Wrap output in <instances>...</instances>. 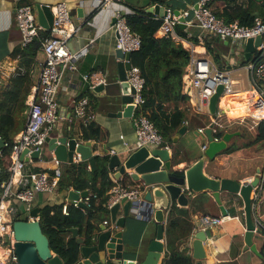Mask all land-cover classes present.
I'll use <instances>...</instances> for the list:
<instances>
[{
  "label": "crops",
  "instance_id": "0c3cea01",
  "mask_svg": "<svg viewBox=\"0 0 264 264\" xmlns=\"http://www.w3.org/2000/svg\"><path fill=\"white\" fill-rule=\"evenodd\" d=\"M121 1L130 9L134 7L147 12L148 7L154 4H159L164 8L169 7L172 10L178 11L186 8L189 9L197 0H162L160 3L153 2L152 0ZM58 2L66 3L72 22L79 27L78 31L68 42L69 49L71 51L84 50L85 53L77 60L75 71L64 70L62 72L55 100L57 104V115L50 135L75 138L79 142L89 141L91 143V154L93 157H103L106 155L110 157L111 154L125 155L134 144V131L131 119L108 115L109 112H116L121 109L118 104L120 88L117 81L116 71V35L111 27L112 8L103 10L94 15L90 0H0V65L7 60H12L15 62L16 67L18 66L17 75L4 80L2 86H7L12 79L23 76L24 82L22 83L21 91L25 89L30 91L31 87L37 84L39 63L43 59L41 50L32 54L27 47L21 46V33L15 18L16 7L21 4H31L34 7L35 4H46L52 8ZM248 6V0H236L235 3L228 6H225L223 0H215L210 3L211 9L216 14L222 13L224 8L231 12L232 10L236 11L237 8H247ZM260 6L262 8L256 9L258 10L256 16L264 18V0H262ZM182 29L185 30L190 39L196 38L199 41L202 40L204 43L209 44L212 49V51H208L209 59L212 60V58H215L214 54H219L218 60H221L218 64L219 69L227 70L226 67L229 65H240L239 62L243 57L242 46L236 47L229 42L226 44L224 42L225 40L204 32L194 25L186 26ZM183 47H185V45H183ZM91 72H98L105 76L106 82L105 84H101L103 85L101 91L94 90L96 86L91 87L87 81L82 79L83 74ZM182 79L183 92L187 93L189 96L188 110L191 113L188 121L186 120L188 122L186 125V132L179 137L176 143L172 141V145L164 143L162 146H159H167L168 154L171 158H174L175 155L180 156V159L175 161L176 164L173 166V170L187 168L201 157L203 154L201 145L206 143V140L202 134L197 132V129L205 127L212 122L205 107L200 113L194 112L196 104H198L195 92L193 88L189 86L187 81L184 82L185 78L182 77ZM235 91L236 92H233V94L238 92L237 96H239L240 92L251 90L237 89ZM26 101L27 97L25 100L26 107L23 112L16 111L17 115H15L17 118H24V115L26 118ZM82 101H85V114L81 117L77 115V108ZM220 108L221 110L224 109L222 106H220ZM260 108V113L264 117V104L262 101H260ZM227 114L229 117L237 118V116L241 114V110H230ZM207 116L209 123L206 121ZM24 121L21 126H19L18 131L13 135V140L22 130ZM90 123H94L100 128L102 138H85L84 127ZM242 134L243 133L240 132L235 135L230 143L234 142L233 139L235 137L243 139L244 137ZM195 138L196 142H193L192 139L194 140ZM43 147V153L39 159L29 160V162L26 163V171H47L49 174H52L55 168V158L52 153L47 150L45 144ZM111 151H113V153H111ZM78 161H81L79 155L74 154L73 162ZM261 161L263 162L262 165L259 164ZM59 163L61 166L63 165L62 162ZM238 164L246 165L247 169L252 167L253 173L251 172L244 177H237L235 168ZM256 168H260L263 174L264 148L256 149V146H250L242 147L232 153H220L212 161L206 162L203 171L205 174L213 178L227 177L236 179L239 182H249L254 176H256ZM126 172L130 173L131 171ZM128 173L116 177L115 171L109 169V177L113 184L115 181V183L123 185H140L139 182L132 181L128 176ZM262 177V194L254 213V218L257 220V230L252 238V242L255 244L258 254L246 249L244 244L243 234L245 231V223L243 216V203L239 196L236 194L230 195L227 192H220L221 204L224 205L227 212H229V208L232 207L235 211V215L227 213L226 216H222L211 193L207 191L205 193L209 196V201H212L215 204L214 209L217 211L215 216H222L223 220L219 225L209 228L210 237H208L203 243L207 252V259L203 261V264H264V175ZM69 190L74 189L69 188L65 190L60 189L58 186L53 193H37L31 202V209L38 208L40 211V209L46 205H56L63 208L70 205L72 206L71 201L74 199L68 198ZM75 192H77V194L81 193V191L78 190H75ZM190 195V197L188 196V204L183 206V208L191 209L192 200L197 194L192 192ZM89 196L90 194L87 193L85 197ZM237 197L239 198L240 203L236 200ZM78 198L83 199L84 197L79 196ZM176 206L181 207L178 205ZM79 207L82 210L85 208L83 205H80ZM121 215L122 208L118 211L117 217ZM201 215L202 213H199L198 211L190 210L189 216L184 217V219L192 225L191 232L200 228L199 218ZM167 219L168 215L166 216L165 224L167 223ZM104 220L110 221L109 212L107 216L102 218V220L95 222L96 228L94 230V235L101 232L100 225L103 224ZM155 228L156 224L152 219L146 222L128 216L125 219V227H116L114 231H122L124 242H129L132 246L131 250H138L140 255L143 256L149 241L154 238ZM190 236L191 235L179 244V250H185L189 255ZM162 243L164 244V250L159 257L157 264H162L165 258L167 251L166 235L164 236ZM52 254L55 253L52 252ZM126 258L133 259L134 255H127ZM192 261L193 264L196 263V261Z\"/></svg>",
  "mask_w": 264,
  "mask_h": 264
},
{
  "label": "built area",
  "instance_id": "2783aa9c",
  "mask_svg": "<svg viewBox=\"0 0 264 264\" xmlns=\"http://www.w3.org/2000/svg\"><path fill=\"white\" fill-rule=\"evenodd\" d=\"M213 0H197L189 9L179 10L175 14L174 10L165 7V14L158 17L161 22L156 31V35L165 36L185 45L189 53V61L183 74L184 82L187 81L195 92L198 104L194 112L200 113L205 107L209 97L215 92L218 85H223L221 98L227 94L236 92L233 88L234 80L229 76L230 71L219 69L214 66L208 58V50L202 40L192 42L177 34V28L184 18V26L194 25L200 30L212 34L222 40H227L233 46L243 47L248 38L261 37V41L251 54L243 68L246 71L249 90H253L260 101L264 104V18L255 16L250 25H242L237 21L226 22L223 17L216 16L210 8ZM92 12L95 14L103 10L113 9L112 17L115 18L111 27L116 35V49L122 53H132L141 46V39L138 34L132 32L126 22L125 15L132 13V9L123 4L121 0H90ZM52 22L48 29L42 28L37 22L35 7L31 4H21L15 9L17 26L21 33V46L26 47L39 38L40 32L46 30L48 35L41 40V52L43 59L39 63V74L37 84L31 87L27 96L26 118L22 130L11 144V163L9 165V178L0 183V264H17V256L14 253V234L12 230V220L17 217H25L31 210V202L37 193H53L58 187L61 177V165L55 159V168L52 174L47 171H26V163L21 160L20 155L27 149V156L30 153L43 147L45 139L50 135L57 115L56 93L64 70L75 71L77 60L84 55V50L71 51L68 42L78 31L69 15V9L64 2L56 3L52 8ZM242 51V50H240ZM18 66L15 62L7 60L0 65V80L9 79L17 75ZM127 82L133 90L131 114V124L134 131V144L131 149L146 147H159L164 144L162 134L154 123L143 113L141 106L144 102L142 89L144 80L140 75L138 67L131 63L126 71ZM82 79L87 81L91 87L105 84V76L98 72H91L82 75ZM185 93V92H184ZM187 94V93H186ZM189 97V96H188ZM189 101V99H188ZM219 104V103H218ZM220 107V105H218ZM85 114V101H82L77 108V115ZM221 108L217 110L215 119H212V134L217 128H222ZM246 117V116H245ZM253 125L262 116H248ZM244 118V117H243ZM184 125H187L185 120ZM200 127L197 132L204 135V129ZM214 140H218L213 136ZM8 143L3 142V146ZM126 145V143H125ZM0 147V156L2 150ZM167 148V146H164ZM206 143L201 145L203 151ZM113 153V151H111ZM79 193V192H78ZM107 198L104 203L109 210L122 198L128 200H138L143 194L141 185H123L115 183L106 192ZM256 197V194L254 195ZM96 198V195H92ZM73 207L83 205L90 206L89 198L84 197L71 201ZM223 220L222 216L203 214L199 218L200 229L219 225ZM103 224L112 229L116 228L109 220H104ZM199 229V228H198Z\"/></svg>",
  "mask_w": 264,
  "mask_h": 264
},
{
  "label": "water",
  "instance_id": "95a60500",
  "mask_svg": "<svg viewBox=\"0 0 264 264\" xmlns=\"http://www.w3.org/2000/svg\"><path fill=\"white\" fill-rule=\"evenodd\" d=\"M37 22L48 29L52 22L51 7L46 4H35ZM147 12L161 17L166 10L159 4L149 6ZM175 14L178 10H174ZM179 28H184V18L180 17ZM115 18L112 17L111 23ZM261 41L260 36L248 38L242 47L243 57L247 61L256 46ZM226 44L227 40L224 41ZM117 81L120 88L119 107L116 112H109L112 117L130 118L133 112V90L127 82L126 71L131 66L130 53H122L120 49L115 50ZM3 83L0 80V86ZM103 85H97L94 90L101 91ZM223 92V85H218L215 92L207 102V112L211 119H215L218 105ZM225 108L222 113H225ZM212 124L204 129L206 147L201 157L192 165L181 170H173L175 161L180 159L179 155L171 158L168 154V147H146L129 149L125 155L111 154L108 160V168L115 171L116 177L125 175L134 182H139L143 188V194L138 200L122 198L109 210L110 222L115 227L124 228L125 219L132 216L137 220L149 221L152 219L156 224L154 238L146 246L143 256L139 251L131 250V244L124 242L122 231H113L105 224L100 225L101 232L91 237L89 244H84V239L78 236L75 227L68 228V232L76 242L80 244V257L76 264H157V261L164 250L162 240L165 236V219L172 206H186L190 194L210 192L222 216L227 215V210L221 204L220 192L236 194L243 203V216L245 223L244 244L246 249L258 254L255 244L252 242L253 235L257 230L254 213L260 201L263 188V174L260 168H256V176L249 182H239L236 179L222 177L213 178L203 171L206 162L212 161L217 155L224 151L231 139L239 134L238 131H225L220 139L214 140L211 130ZM186 132V125L180 126L172 141L177 142L179 137ZM196 142V138L193 140ZM4 140L0 137V147ZM47 150L53 157L62 163H72L74 154L79 155L80 160L88 162L89 169L95 168L94 157L91 154V143L89 141L79 142L75 138L66 136H47L45 139ZM44 147L32 151L30 159L25 156L27 149L20 155L21 160L28 163L29 160H37L43 153ZM176 172H181L177 175ZM264 173V172H263ZM256 194V197L254 196ZM87 191L77 194L75 190H69V199L85 197ZM189 196V197H188ZM122 208V215L117 213ZM14 234V253L17 256V264H63L60 257L52 254L46 235L42 232L39 221V209L33 208L25 217H17L12 220ZM210 227L195 229L190 236V257L196 261L195 264H203L207 259V252L204 241L210 237ZM127 255H134V258H126Z\"/></svg>",
  "mask_w": 264,
  "mask_h": 264
},
{
  "label": "trees",
  "instance_id": "16d2710c",
  "mask_svg": "<svg viewBox=\"0 0 264 264\" xmlns=\"http://www.w3.org/2000/svg\"><path fill=\"white\" fill-rule=\"evenodd\" d=\"M162 2V0H152ZM215 1V0H213ZM225 6L235 3L236 0H223ZM247 8H237L236 11L229 12L226 8L216 16L223 17L226 22L237 21L242 25H250L256 12L262 7V0H248ZM211 8V7H210ZM132 13L126 14L125 19L132 32L139 35L141 46L137 51L132 52L131 63L138 67L140 75L144 80L142 97L143 104L141 110L154 123L162 134L164 143L172 145L173 136L185 120L188 121L191 113L188 110L189 97L183 92V74L189 61V53L180 42L170 37L158 36L156 31L161 20L158 16L144 12L139 8H131ZM177 34L197 42L196 38H189L182 28H177ZM48 35L46 30L40 32L36 38L26 47L32 54L41 48V40ZM207 50L212 51L209 44L205 43ZM28 53V52H25ZM218 60L219 54H214ZM241 66L247 61L240 60ZM23 76L11 80L7 86H0V137L7 146L1 148L0 156V183L9 178V165L11 163V144L13 135L18 131L24 118H17V112L25 109V100L29 90L21 91ZM231 94L229 96H237ZM2 96V97H1ZM250 101V115L262 116L260 113V100L256 93L251 90L247 92ZM16 114V115H15ZM228 115V114H227ZM209 119L207 116V120ZM25 122V121H24ZM225 132L224 128H217L213 136L221 138ZM85 138H102L100 128L90 123L84 127ZM247 141L241 145L231 142L221 153H232L242 147H250L257 143L264 142V119H260L256 125L249 130L248 134H242ZM109 156H94L95 168L90 170L88 162L81 160L72 163H63L61 166V177L58 182L60 189L72 188L78 191H87L90 194V206L82 210L80 207L49 206L42 207L39 211V221L42 232L46 235L49 247L52 252L60 257L63 264H76L80 257V244H78L68 232V228L75 227L79 237L84 239V244H89L96 228L95 222L107 216L108 210L105 208L107 198L106 192L113 185L109 177L107 163ZM181 175V172H176ZM96 195L93 198L92 195ZM209 196L205 192L199 193L192 200L191 209L172 206L168 213L165 226L167 240V251L162 264H193L190 255L185 250H179V244L191 235L192 225L184 217L189 216L190 210L203 214L214 215L210 208H215V204L209 201ZM239 203L240 200L236 199ZM230 215H235L234 208H229ZM264 256V253H263Z\"/></svg>",
  "mask_w": 264,
  "mask_h": 264
},
{
  "label": "rangeland",
  "instance_id": "374dc122",
  "mask_svg": "<svg viewBox=\"0 0 264 264\" xmlns=\"http://www.w3.org/2000/svg\"><path fill=\"white\" fill-rule=\"evenodd\" d=\"M213 57H214V55H213ZM212 60L211 61L215 64V66L218 67L219 66L218 64L220 63L221 60L220 59L217 60L216 58H212ZM226 68H227V70L230 71V77L234 80V83H233L234 90H237V89H242V90L250 89V85H249V82H248L246 71L243 68V66H241V63H240V65L239 64H237V65L236 64L235 65H229ZM221 122H222V125H223L222 128H224L225 131L238 130V131H240L241 133H244V134H248L249 130H251V128H253L255 126V125H253L252 120L248 116H246L244 118H236V117H231V116L229 117L226 114V112L221 117ZM233 141H234L235 144L241 145L243 142L247 141V139L245 137L243 139L235 137L233 139ZM252 146H256V149H261V148H264V142L257 143V144L252 145ZM262 163L263 162L261 161L259 164L262 165ZM252 170H253L252 167H249L247 169L246 165H241V164H238V166H236V168H235V171L237 173V177H239V178L249 175V173H251ZM210 209H211V210H209L210 212H212L214 214L217 213V211L214 208H210Z\"/></svg>",
  "mask_w": 264,
  "mask_h": 264
},
{
  "label": "bare ground",
  "instance_id": "6f19581e",
  "mask_svg": "<svg viewBox=\"0 0 264 264\" xmlns=\"http://www.w3.org/2000/svg\"><path fill=\"white\" fill-rule=\"evenodd\" d=\"M247 92L242 91L239 96H229L233 93L227 94L219 100V105L225 108L226 114L230 110H241V114L237 118L250 116V101L247 98Z\"/></svg>",
  "mask_w": 264,
  "mask_h": 264
},
{
  "label": "flooded vegetation",
  "instance_id": "af4514ba",
  "mask_svg": "<svg viewBox=\"0 0 264 264\" xmlns=\"http://www.w3.org/2000/svg\"><path fill=\"white\" fill-rule=\"evenodd\" d=\"M262 171V170H261ZM263 175H264V173H263Z\"/></svg>",
  "mask_w": 264,
  "mask_h": 264
}]
</instances>
